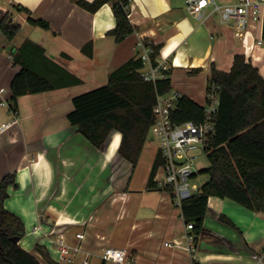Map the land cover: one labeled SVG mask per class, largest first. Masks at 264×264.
Segmentation results:
<instances>
[{
    "label": "crops",
    "instance_id": "1",
    "mask_svg": "<svg viewBox=\"0 0 264 264\" xmlns=\"http://www.w3.org/2000/svg\"><path fill=\"white\" fill-rule=\"evenodd\" d=\"M78 1L0 0V20L6 16L21 26L11 42L0 30V88L7 89L6 98L21 68L14 57L25 40L39 44L50 61L81 79L79 84L22 95L16 109L0 104V124L10 123L0 131V181L16 174L18 187H9L5 207L24 222L21 246L44 259L37 250L40 245L58 260L55 242L63 240L77 249L71 251L76 263L87 259L99 264L102 249L114 246L130 254L127 264H264L263 212L211 196L196 250L190 252L181 206L168 189L158 183L148 186L149 168L159 150L138 185L135 173L144 161V148L134 166L118 151L120 132H112L99 148L68 118L73 97L107 84L111 71L138 57L139 41L159 47V57L169 61L172 90L202 105L212 67L228 72L238 54L264 76V19L250 27L245 45L213 6L197 17L187 0H131L128 14L135 30L117 41L109 34L116 27L112 5L91 12ZM236 1L217 0L221 5ZM29 16L49 27L29 23ZM259 38L262 44L256 43ZM89 43L91 55L84 52ZM119 235L121 240L114 238ZM255 253H262L261 261Z\"/></svg>",
    "mask_w": 264,
    "mask_h": 264
},
{
    "label": "trees",
    "instance_id": "2",
    "mask_svg": "<svg viewBox=\"0 0 264 264\" xmlns=\"http://www.w3.org/2000/svg\"><path fill=\"white\" fill-rule=\"evenodd\" d=\"M130 2L78 1L91 12L107 3L112 5L116 27L109 34L114 35L117 41L135 30L128 14ZM28 21L49 27L43 19L29 16ZM20 29L19 23L6 16L0 20V30L10 42ZM155 48L154 58L160 56V48ZM84 52L92 54L91 43L84 47ZM14 58L15 64H20L21 68L11 82L9 101L13 109L17 108L18 98L22 95L81 83L79 77L50 61L44 48L31 40L22 43ZM143 67L139 57L127 61L111 71L107 84L74 96V108L68 113L71 124L99 148L108 143L112 132H120L122 138L118 151L134 166L138 164L154 121L153 106L157 95H166L173 88L171 77L159 79L156 85L144 80L141 74ZM209 81L219 85L220 105L215 133L206 152L210 165L200 170V173L208 175V179L181 206L186 223L193 222V233L197 237L204 228L211 196L230 198L264 213V76L251 60L238 54L230 71L212 67ZM203 110L204 105L182 95L173 112L175 120L186 121L202 118ZM161 164L162 158L158 153L149 176L148 186L151 188L157 186L154 178ZM10 186L18 187L15 173L5 175L0 181V264H43L19 241L12 240L16 236L21 240L26 231L22 218L5 207ZM222 220L231 224L224 217ZM37 250L46 264H75L53 259L40 245H37Z\"/></svg>",
    "mask_w": 264,
    "mask_h": 264
},
{
    "label": "built area",
    "instance_id": "3",
    "mask_svg": "<svg viewBox=\"0 0 264 264\" xmlns=\"http://www.w3.org/2000/svg\"><path fill=\"white\" fill-rule=\"evenodd\" d=\"M213 6L215 11L220 13L223 23L235 27V36L240 38L245 45L249 44L247 35L253 23L264 19V0H237L234 3L218 4L217 0H187L189 11L202 17L205 9ZM257 44L263 43V38L256 41ZM138 57L143 61L144 67L141 70L144 80L157 84L159 79L169 77L171 64L160 57L154 58L156 49L153 44L139 41ZM7 89L0 88V104L9 106L10 101L5 97ZM182 94L171 90L166 95H157V101L153 106L154 121L150 132L159 143V154L162 164L159 166L155 175L158 185L168 189L177 206H182L184 200L190 198L200 190V187L192 182L197 174L193 164L198 157L194 152L200 150L207 152L211 142L218 117L220 105L219 85L209 81L206 91V102L204 103L203 116L197 120L177 121L173 109ZM10 123H1L0 131L9 127ZM193 222L187 223V248L190 252L196 250V235L193 233ZM84 238V234H77ZM59 251V262L90 264L89 260L76 263L71 251L77 252L76 248L71 247L63 240H57ZM166 245H171L167 242ZM81 249V248H80ZM130 254L122 248L106 246L102 249L100 257L104 261H112L118 264H126ZM262 253H255L254 258L261 261Z\"/></svg>",
    "mask_w": 264,
    "mask_h": 264
},
{
    "label": "rangeland",
    "instance_id": "4",
    "mask_svg": "<svg viewBox=\"0 0 264 264\" xmlns=\"http://www.w3.org/2000/svg\"><path fill=\"white\" fill-rule=\"evenodd\" d=\"M158 150H159V143L156 140V138H154L152 132H150L148 135V138L146 140L144 150H143L144 161L139 163L140 166H138V170L135 173V183L136 184L141 185L145 181L146 175L148 172V167H149L148 162H150L152 160V158H154V156H155L156 152H158ZM194 153L198 154V157L193 164V168L197 173V177H195L192 180V182L194 184L198 185L199 187H201L202 184L205 181H207L208 175L200 173V170L207 168L210 165V163H209L207 154L205 152H201L200 150H197ZM149 169H150V171H149V176H150L152 164H151V167ZM114 238L121 240L122 236L119 235V236H115ZM78 257H77L78 259H80V257L82 258V256L80 254ZM83 259H81V260H83ZM99 259H100L99 261L98 260L96 261L99 264H118V263H115L112 261H104L102 258H99ZM40 260L42 261L43 264H46V261L44 259L40 258ZM76 262H78V261L76 260Z\"/></svg>",
    "mask_w": 264,
    "mask_h": 264
},
{
    "label": "water",
    "instance_id": "5",
    "mask_svg": "<svg viewBox=\"0 0 264 264\" xmlns=\"http://www.w3.org/2000/svg\"><path fill=\"white\" fill-rule=\"evenodd\" d=\"M12 240L14 241V242H18V241H20V238L19 237H12Z\"/></svg>",
    "mask_w": 264,
    "mask_h": 264
}]
</instances>
